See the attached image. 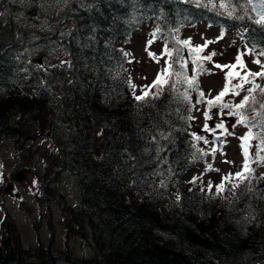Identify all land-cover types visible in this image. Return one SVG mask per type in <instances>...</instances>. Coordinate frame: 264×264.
<instances>
[{
	"label": "trees",
	"instance_id": "obj_1",
	"mask_svg": "<svg viewBox=\"0 0 264 264\" xmlns=\"http://www.w3.org/2000/svg\"><path fill=\"white\" fill-rule=\"evenodd\" d=\"M246 9L249 16L241 20L188 0H73L69 21L59 22L54 36L29 44L27 39L2 41L0 135L18 143L31 138L33 126L46 127L50 113L56 117L51 129L63 130L65 158L62 171L42 178L39 202L50 204L52 178L64 171L72 175L79 214L87 215L94 237L92 257L79 264H264V174L253 171L246 181L226 182L218 192L221 180L213 179L219 171L208 170L212 164L206 153L192 143L188 117L198 98L196 88L165 85L158 98L135 100L137 84L123 48L149 23L163 51L174 52L170 61L180 60L184 45L178 32L206 21L246 31L248 47L264 52V24L256 23L250 4ZM48 40L69 59L63 79L70 82L64 84L63 98L53 100L52 111L47 87L33 90L18 75L21 50ZM185 91L190 101L184 100ZM195 164L204 169L195 172ZM71 211L65 220L70 233L74 222L80 224ZM75 231L84 239L81 230ZM19 252L0 249V264L16 262Z\"/></svg>",
	"mask_w": 264,
	"mask_h": 264
},
{
	"label": "rangeland",
	"instance_id": "obj_2",
	"mask_svg": "<svg viewBox=\"0 0 264 264\" xmlns=\"http://www.w3.org/2000/svg\"><path fill=\"white\" fill-rule=\"evenodd\" d=\"M72 1L0 0V47L3 40L6 42L13 40L15 43L27 39L26 44H29L34 43L35 39L39 40L40 36H54L58 28L57 24L69 21L67 15L69 16L71 12ZM188 1L218 13L221 12L222 15H238L237 18L241 20L249 16L246 13L249 4L244 3V0ZM222 4L224 7L221 6ZM155 29L153 24H144L135 34L133 42L123 45L128 53V69L131 71L133 82L137 84L138 95L146 85L152 84L157 73L166 66L165 61L172 62L169 57L162 55L164 43L155 39L153 35ZM66 30L68 31V24L64 25L60 31L64 35ZM240 30L223 29L219 25L200 21L191 26H183L177 35L181 37L180 40L191 38L193 45H202L206 40L214 41L201 53V55H207L210 52L217 53L211 61L203 62V67L210 71L209 74H199L193 71L194 56L190 54L186 46L181 48L182 58L180 59L188 61L184 69L186 75L189 77L197 75L199 81V86L196 88L198 98L191 111V117H195L191 119V130L192 136L195 133L206 137L209 143L205 144L202 140L198 141L195 138L192 143L204 150L206 160L211 162L212 167L219 169V173L213 179L214 183L229 173L234 175L242 171L244 156L240 137L249 130L253 133V138L249 141L251 168H254V172L264 174V163L258 162L259 157L264 156V145H262L264 127L260 126L261 121L264 120V115H261L264 109L259 107V104L264 103V93L260 91L264 88V77L250 78L251 82L244 84L245 91H241L239 96L230 92L224 97L225 102L236 104L245 95H249L247 89L253 88L254 85L259 86L251 94L255 102L251 104L250 110L243 113L249 118L248 126L236 124L237 117L224 114L227 113V109L224 113H221L218 107L211 109L212 119L207 121L208 126L215 128L217 123L223 121L229 132L233 133L232 135L220 136L221 130L219 129L216 130V136L205 131L203 113L207 109V104L197 103L200 99V91L205 93L204 99L206 100L217 95L225 86V73L228 69L217 68L216 64L234 63L237 54L242 53L243 62L247 66L246 70L251 72L262 70L261 65L264 64V55H260L262 51L248 47L243 40V36L247 33ZM218 37L222 38L218 39ZM150 40L151 44L148 43ZM149 52L155 53L159 57V62L150 56ZM67 57L61 48L49 43V40L24 48L18 57L21 66L18 75L23 85L33 90L38 86L47 87L46 92L49 97H52V105L50 104L48 108L51 111L55 109L53 100L56 98L60 101L63 98L64 84L70 82L66 81V78L63 79L66 76V71L63 69H66L69 62ZM257 59L260 60V64L254 63ZM175 66L176 71H181L178 64ZM246 70H241L242 74ZM238 83H242L239 78L232 80V85ZM52 116L51 113L46 116L49 124L43 128L35 124L33 126V122L29 123L33 126L32 129L36 130V132L29 130L34 132L33 134L28 133L30 139L24 138L15 143L14 140L0 135V249L11 247L20 250L18 253L20 255L17 257L19 260L9 264H79L93 255V230L88 223L87 215L79 214L80 196L71 174L64 171L60 177L54 180L52 178L53 182H49L52 189H48L50 192L47 195L51 201L50 204H45L44 200L41 201L43 204L39 202V199L44 197L39 190L42 178L44 179L47 175L51 177L57 170L62 171L61 166L65 158L62 149L63 142H61L63 130L60 133L58 128L55 132L52 131V123L56 122V117L53 116L52 119ZM18 120L19 117L13 118L12 121L17 123ZM234 124L235 127H233ZM60 129H62L61 125ZM218 138L221 143L216 141ZM217 146L220 150L213 155L211 148ZM203 169L201 164L194 166L195 172ZM19 173H23L25 177L20 182L16 179ZM9 185L13 186L10 194L5 191ZM71 210L75 213L74 220L79 219L81 226L74 222V231L70 233L65 220L71 213L73 214ZM75 230H81L84 233V239ZM96 230L98 231V228ZM37 249H42L43 257L37 255Z\"/></svg>",
	"mask_w": 264,
	"mask_h": 264
},
{
	"label": "snow or ice",
	"instance_id": "obj_3",
	"mask_svg": "<svg viewBox=\"0 0 264 264\" xmlns=\"http://www.w3.org/2000/svg\"><path fill=\"white\" fill-rule=\"evenodd\" d=\"M248 3L252 4L255 3V7L253 8V11L257 12V15L259 16V19L256 20V23L258 24H264V0H248ZM224 7V5H221ZM155 35V34H153ZM222 37H218L220 39ZM214 41H205L202 45H193L191 38H188L186 40L179 41L180 44L186 46L190 52L191 55L194 56V59L192 63L194 64L193 71L194 72H203L207 71L203 67L204 61H211L213 56L217 55L215 52H210L207 55H201V53L204 52V49L208 47L210 43H213ZM149 44L152 43V41H148ZM150 56H152L154 59H157V62H159V57L156 56L155 53L149 52ZM127 55V54H126ZM162 55L167 57H173L174 52L172 50H169L167 47H165L164 52ZM260 55H264V52H261ZM166 66L157 73L155 80L152 82L151 85H146L144 87V90L141 92L140 95H135L134 98L137 101H146L148 98H158L164 91V86L168 85L170 88L175 89L177 83H184L188 86V88H198L199 81L197 79V75H193L189 77L186 75L184 69L187 67V60H174L173 62L169 63L165 61ZM254 63L260 64V60L257 59L254 61ZM174 64H178L181 71H176L174 68ZM217 68L220 69H228V71L225 73V86L224 88L214 97L210 99H204L205 93L203 91L199 92L200 99L197 101V103L205 102L207 104V109L204 111V118H205V125L204 130L207 132L212 133L214 136L217 135V129L221 130L219 132L220 136L225 135H232L233 133H230L228 128L225 126L224 122L221 121L215 125V128H210L207 124V121L212 119V116L210 115L211 109L214 107H218L221 111V113H224V110L227 109V113H224L226 115L235 116L237 117L236 124H242V125H249V118L246 117L243 113L244 111L250 110V106L253 102H255L254 96H252V92L255 88H259L258 85H254L253 88L247 89L249 92V95H245L243 99L239 103H229L224 101V97L228 95L230 92L233 95L239 96L241 91H245L244 84L251 82L250 78H254L257 76L264 77V64L261 65L262 70L260 72H251L250 70H246L247 66L243 62V54H237L235 57V62L231 64H216ZM241 70H246L241 72ZM175 77V80L173 78ZM239 78L242 83H238L235 85H232V80ZM133 89H135V85L132 86ZM152 89H156V91H152ZM261 93H264V88L260 89ZM185 101H190L191 97L188 95V92L185 91L183 94ZM194 107V105H193ZM259 107L264 109V103L259 104ZM261 115H264L262 113ZM188 119H195V117L189 116ZM236 125L234 124L233 127ZM261 127H264V120L261 121ZM193 136L196 140L200 141L202 140L205 144H208L209 141L206 137L196 135L193 133ZM253 138V133L251 130H249L244 136L240 137L241 140V149L244 156V163L242 166V171L235 173L234 175L229 173L221 178V182L216 185V189L218 192H222L225 189L226 182H232L234 179L238 180L240 182L246 181L254 171L250 167V153H249V141ZM262 145H264V141H262ZM219 146L211 148V152L213 155L217 151H219ZM201 154H205L203 149L199 150ZM258 162L264 163V156L259 157ZM208 170H212V165H208ZM216 171H219V169H215ZM264 179V177H261ZM197 178H194V180ZM211 187V184H210ZM233 188H238L239 183H232Z\"/></svg>",
	"mask_w": 264,
	"mask_h": 264
},
{
	"label": "water",
	"instance_id": "obj_4",
	"mask_svg": "<svg viewBox=\"0 0 264 264\" xmlns=\"http://www.w3.org/2000/svg\"><path fill=\"white\" fill-rule=\"evenodd\" d=\"M177 1H180V0H177ZM251 7H252V10H253V8L255 7V3H252L251 4ZM253 13L257 16V17H259L258 15H257V12L256 11H253ZM214 140H215V138H213ZM216 141H218L219 143H221V140L218 138V140H216ZM25 177H24V174L23 173H19L18 175H16V179L20 182V181H23V179H24ZM12 189H13V186H11V185H9V186H7L6 188H5V191L8 193V194H10L11 193V191H12Z\"/></svg>",
	"mask_w": 264,
	"mask_h": 264
}]
</instances>
